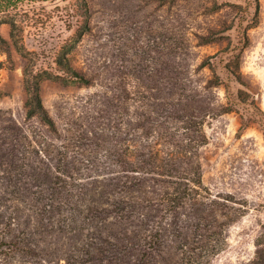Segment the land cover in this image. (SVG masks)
<instances>
[{
    "label": "rangeland",
    "instance_id": "rangeland-1",
    "mask_svg": "<svg viewBox=\"0 0 264 264\" xmlns=\"http://www.w3.org/2000/svg\"><path fill=\"white\" fill-rule=\"evenodd\" d=\"M62 46L84 81L56 70ZM25 69L55 131L25 116ZM233 96L243 103L229 104ZM148 130L168 145L200 143L204 191L241 211L207 264L251 261L264 228V0H49L0 14V232L19 206L12 195L44 191L59 148L77 167Z\"/></svg>",
    "mask_w": 264,
    "mask_h": 264
},
{
    "label": "trees",
    "instance_id": "trees-1",
    "mask_svg": "<svg viewBox=\"0 0 264 264\" xmlns=\"http://www.w3.org/2000/svg\"><path fill=\"white\" fill-rule=\"evenodd\" d=\"M47 1L0 0V14L19 3ZM245 40L242 35L241 45ZM67 51L66 46L58 51L56 70L84 81L70 66ZM228 73L231 82H238L236 71ZM23 83L26 118H37L55 131L41 103L38 76L25 69ZM235 102L243 100L229 99V104ZM251 106L262 118L258 107ZM246 127L245 122L241 129ZM152 133L138 134L135 145L105 149L102 160L89 153L73 163L77 167L63 164L68 152L59 148L54 168L50 165L53 172L45 167L42 173L49 177L44 191L12 195L26 219L19 238L14 235L19 206L11 210L0 232V264H207L221 253L240 209L229 205L235 204L230 197L204 191L193 159L196 143L168 145L165 132ZM26 148L35 150L31 143ZM255 247L246 264H264V228Z\"/></svg>",
    "mask_w": 264,
    "mask_h": 264
}]
</instances>
